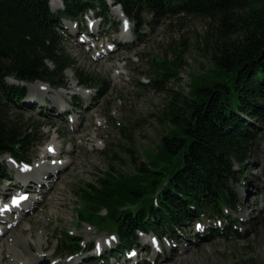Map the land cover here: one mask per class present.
Masks as SVG:
<instances>
[{"label":"trees","instance_id":"1","mask_svg":"<svg viewBox=\"0 0 264 264\" xmlns=\"http://www.w3.org/2000/svg\"><path fill=\"white\" fill-rule=\"evenodd\" d=\"M48 1L0 0V156L8 153L27 161L26 149L36 134L29 130L35 122L10 112V106L20 105L27 88L8 85L6 77L14 74L20 81L64 86V71L74 61L61 43L60 18L77 15L94 7V2L106 7L105 0H62L63 7L52 12ZM113 3L136 22V37L141 36L143 12L157 21L177 13L202 17L207 28L199 49L210 56L211 68L192 73L187 91L173 89L166 85L171 77L180 78L179 62L154 57L156 74L150 85L167 93L164 108L157 114L163 131L155 151L141 161L131 136L124 134L132 171L109 166L77 190L85 205L78 218L95 225L107 221V231L117 236L109 255L135 244L139 231L162 233L161 227L174 231L195 218L228 217L238 205L232 183L238 182L250 150L259 144L258 132H264V0ZM75 77L81 84H93L83 70H76ZM101 88H106L105 83ZM7 174L0 164V181ZM103 209L105 213L100 214ZM232 222L222 227L230 231ZM208 231L211 236L222 235L218 229ZM82 240L62 231L58 250L77 253Z\"/></svg>","mask_w":264,"mask_h":264},{"label":"rangeland","instance_id":"2","mask_svg":"<svg viewBox=\"0 0 264 264\" xmlns=\"http://www.w3.org/2000/svg\"><path fill=\"white\" fill-rule=\"evenodd\" d=\"M93 4L94 10H87L86 14L75 19L61 20L62 26L65 27V30L61 31V43L65 53L74 61L64 71L67 86L54 88L48 82L42 81L49 86V90H34L31 93L27 87L29 99L20 103V106H10L12 116L19 113L24 119L36 123L35 127L30 126L29 130L36 134L26 149L31 165L35 166V162L40 161L48 165L49 158H45L43 154L45 146L50 143H56L57 149L59 147V150L64 151L61 144L70 139L73 146L83 153L73 157L71 163L65 165L56 177L52 176L51 181H48L50 184L41 194L44 198L34 202L31 212L14 219L16 224L13 228L15 231L22 229L25 238L13 239L12 236L7 238V233L1 234L0 264H9V260L17 261V264H28L31 261L26 259L32 258L35 263L40 258L38 256L41 254V247L45 257L54 264L77 261L79 264H85L83 260L89 254L97 256L100 253L99 264L116 263V257L120 255L127 258L126 253L129 250L122 254H108V250L116 244L117 238L107 231L110 229L107 221L95 225L78 218V211L84 212L85 205L79 201L77 190L86 182L94 181L96 173L109 166L124 173L132 171L124 134L131 136V142L137 151L136 156L141 161L147 153L155 151L163 131L157 114L164 108L167 93L157 91L150 85L156 74L152 68L154 57L161 61L166 57L168 60L179 62L180 78L171 77L166 85L173 89L179 87L187 91L192 73L204 72L211 68L210 56L199 49V40H203L207 28V21L202 17L177 13L167 14L157 21L150 20L149 15L144 13L143 34L137 38L133 34L136 26L133 20H129V29L121 30L124 15L120 11L121 7L116 6L117 3L105 0L106 7L97 2ZM62 6L61 0L48 1L52 12ZM92 15L95 17L92 18ZM86 16L96 22L93 30L96 33L97 40L94 43L97 46L94 48H87L89 41L80 43L77 36H73L74 30L70 29L74 20L84 29ZM121 33L123 37H119ZM113 38L116 39V50L104 56L100 55L99 50L96 56L95 51L105 50V43H112ZM124 40L128 43L122 45ZM119 41L120 45L117 43ZM78 69L87 73V77L93 82L91 87L78 84L75 77ZM5 81L8 85L19 84L12 76H8ZM104 83L106 88L102 89ZM84 87L89 88V92L85 93L83 98L79 94H73H82L81 89ZM50 88L54 89V92ZM37 99H42L41 105H37ZM70 101L75 102L69 104L71 108H80L83 104L76 123H69L66 115H60L63 111L61 108L67 106L65 103ZM44 102L48 105H43ZM76 113L79 111L76 110ZM256 124L261 127L259 123ZM121 126L124 129L122 131ZM258 133L259 144L250 150L248 160L239 170L238 182L232 183L238 195L237 208L230 211L228 217H220L222 224L218 230L222 235L206 236L201 229L197 231L198 221H201V228L211 225L206 218L193 219L184 226L185 229L176 228L170 231L161 227L162 233L157 235L160 237L162 252H158L154 264H264V132L261 129ZM68 153H61L59 157ZM0 164L5 170L11 171V178L8 179L15 176L24 177L26 174L23 170H18L21 173L18 174L16 166L21 167V164L12 162L7 154L0 158ZM234 168L238 169L239 165L234 163ZM49 169L51 170L50 167H42L37 175L34 172L29 177L42 178ZM6 185L0 186V192L7 190ZM246 212V217L242 216ZM99 213L104 214V209ZM242 217L246 218V221L237 222ZM231 219L237 221H234L235 226H232L235 228L228 231L222 226L228 224ZM216 220L217 218L216 225H219ZM62 231L83 239V249L76 255L69 257L70 253L58 250L61 246L59 239ZM152 233L139 232V236L149 243V235ZM93 240L99 245L95 244L94 249L90 251L89 241ZM15 251H20L25 260L16 258ZM143 252L144 250L140 252L139 257L144 256ZM131 262L133 263V260ZM149 263L151 264V259Z\"/></svg>","mask_w":264,"mask_h":264},{"label":"bare ground","instance_id":"3","mask_svg":"<svg viewBox=\"0 0 264 264\" xmlns=\"http://www.w3.org/2000/svg\"><path fill=\"white\" fill-rule=\"evenodd\" d=\"M54 1H56V0H50V2H54ZM95 23H96V22H95ZM100 55H101V56H104V55H106V52L100 50ZM71 74H72V71H70V75H71ZM74 84H76V83H74ZM28 87H29V91H30L31 93H33L34 90H38V91L49 90V89H48L49 86H48L47 84L43 83V82H39L38 84L31 83V84H28ZM62 90H64V89H62ZM68 93H72V92H71V91H68ZM74 93H75V92H74ZM82 95H85V90H82ZM56 97H57V95H56ZM54 144H55V146L57 145L56 143H54ZM48 145H52V146H54V145L51 144V143L48 144ZM42 167H44V169H45L47 166H46V164H45L43 161H40L39 163L35 164V166L31 167L30 169H27V170L22 169V170L26 173V174L24 175V177L27 178L29 175H31V174L34 173V172L38 173V172H39V169L42 168ZM36 173H35V174H36ZM37 178H38V181H39L40 179H39L38 176H37ZM242 198H243V197H242ZM32 200H34L33 203L36 202V201L38 200V199H37V196H34L33 199L27 201V202L25 203V206H23V209H25V210L31 209V210H32V208H33V206H34V204H33V206H31V204H30ZM27 208H28V209H27ZM25 210H24L23 212H25ZM246 215H247V212L244 213L242 216H246ZM11 221H12V218H10V220L6 222V225H4V227H3L2 234L7 233V238H9V236H12L13 239L18 238V237L25 238V237H23V231H22V229H19L18 231H15V228H13V225H12ZM7 224H9V227H7ZM4 230H5V232L3 233ZM7 243L9 244V239L7 240ZM15 252H16V251H15ZM13 253H14V252H13ZM40 253H41V254L38 256V257H40V258H39L38 260H40V259H42L43 257H45V254H44L45 252H44V250H43L42 247H41ZM20 254H21V256H20ZM14 256H15L16 258L19 257V260H22V259L25 260V259L23 258L22 253H20V251L16 252V254H15ZM188 256H189V255H188ZM192 256H193V255H192ZM38 257H37V258H38ZM46 258H47V257H46ZM34 260H35V259H33V258H32V260H31V259H29V260L26 259V261H28V262L31 261V263H28V264H35V263H33ZM38 260H36V261H38ZM36 261H35V262H36ZM8 262H9V264H17V263H18L17 261H13V260H9ZM51 264H54V263H51Z\"/></svg>","mask_w":264,"mask_h":264},{"label":"water","instance_id":"4","mask_svg":"<svg viewBox=\"0 0 264 264\" xmlns=\"http://www.w3.org/2000/svg\"><path fill=\"white\" fill-rule=\"evenodd\" d=\"M16 80H18V77L16 75H12ZM49 259L46 257H43L42 259L38 260L35 264H48Z\"/></svg>","mask_w":264,"mask_h":264}]
</instances>
